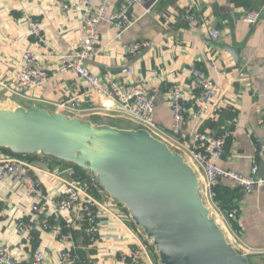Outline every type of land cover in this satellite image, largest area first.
<instances>
[{"label": "crops", "instance_id": "1", "mask_svg": "<svg viewBox=\"0 0 264 264\" xmlns=\"http://www.w3.org/2000/svg\"><path fill=\"white\" fill-rule=\"evenodd\" d=\"M55 1L0 0V82L4 81L0 102L60 111L56 104L86 91V84L76 74L54 73L59 65L55 54L70 53L83 35L81 12L62 14L54 9ZM123 1L113 2L109 12L119 11ZM189 1L142 0L129 8L133 22L127 28L104 22L100 28L101 50L91 67L99 75L133 83L153 96L156 123L164 139L170 138L174 121L167 88L177 84L191 93L192 71L203 70L221 91L199 121L186 118V141L193 144L195 130L219 135L229 129L232 137L220 165L250 175L253 161H259L260 168L264 161V18L248 24L242 17L250 10L261 13L264 0H196L202 19L195 29L181 20L182 9ZM99 2L92 0L94 6ZM25 12L41 21L53 48V52L47 46L40 49L52 71L50 79L27 95L18 90L11 74L22 50L33 47L23 19ZM212 28L220 30L218 39L206 36ZM136 40L150 41L151 45L141 56L125 55L124 45ZM127 64L133 71L130 76L126 75ZM92 99H85L82 107L88 109ZM88 117L98 125L133 129L132 122L118 112L100 115L85 111L81 115L82 119ZM5 155L0 148V158ZM30 162L39 169L45 189L54 196L60 194L65 178L60 167L63 163L42 154ZM20 192L21 188L8 182L0 183V207L7 212L0 220V244L11 247L18 264H30L33 252L42 247L47 250L49 263L58 264L59 243L49 232L28 235L17 231L20 220L30 217L27 203H18ZM203 196L234 247L248 256L251 264H264V186L244 191L232 180L222 178L212 191L205 189ZM107 202L103 238L98 244H91L81 230L73 231L75 244L90 264H123L122 254L129 251V236L136 229L124 207L114 200ZM231 209L236 210L234 217L227 214Z\"/></svg>", "mask_w": 264, "mask_h": 264}, {"label": "built area", "instance_id": "2", "mask_svg": "<svg viewBox=\"0 0 264 264\" xmlns=\"http://www.w3.org/2000/svg\"><path fill=\"white\" fill-rule=\"evenodd\" d=\"M115 1L100 0L97 6L93 5L92 0H56L54 3V9L62 14L80 11V25L83 31L82 37L72 46L70 53L55 54L59 65L54 73L76 74L87 86L85 92L56 104L60 112L78 118H81L85 111L100 115L120 113L132 122L133 129H147L185 158L199 176L202 196L205 189L212 191L222 178L232 180L244 191L264 186V176L259 175L260 163L257 160L253 161L250 175L220 165L226 145L232 137L229 129L219 135L195 130L192 133L193 144L187 143L183 131L186 118L199 121L209 112L214 99L221 91L218 85L208 79L203 70L195 68L192 71L191 93L177 84L167 88L174 121L170 138L164 139V134L156 123V103L153 96L148 95L138 85L116 80L109 75H99L92 69L89 61L95 60L101 50V25L108 22L113 26L127 28L133 22L129 18V8L142 2V0H124L119 11L109 12L111 4ZM242 18L246 23L254 24L260 19V13L250 10L245 12ZM23 19L33 38V47L22 50L11 74L14 76L18 90L27 95L44 86L50 79L52 71L42 59L40 49L47 46L53 52V48L40 20L27 12L24 13ZM201 19L196 0H190L184 5L181 20L189 29H195ZM220 35V30L215 28L206 32V36L211 39H218ZM150 45L151 42L146 40L127 43L124 45V54L141 53ZM132 74V69L127 68L126 75ZM2 84L4 81L0 82V85ZM90 97L93 99L88 109H84L82 103ZM85 120H89V117ZM62 174L65 176L64 188L60 194L54 196L45 189L39 169L31 162L16 155H5L0 158V183L8 182L12 186L21 188L22 192L17 195L18 203L26 202L30 211L29 219H21L17 224V231L28 235L49 232L59 243L58 264H90L75 244L73 231L81 230L91 244H98L103 238L101 230L104 225L103 215L109 206L107 201L109 199L113 201L114 198L102 193L104 189L97 177L91 173L80 176L69 169ZM104 196L108 198L104 199ZM124 208L132 219L128 209ZM227 214L229 217H234L236 210H227ZM6 215L5 209L0 207V220ZM211 215L221 226L219 218L214 216L212 211ZM135 227L136 229L129 236L131 247L128 252L122 254L121 260L123 264H149L148 238L141 228ZM18 263L19 260L11 247L8 244H0V264ZM30 264H50L46 248L35 250Z\"/></svg>", "mask_w": 264, "mask_h": 264}, {"label": "water", "instance_id": "3", "mask_svg": "<svg viewBox=\"0 0 264 264\" xmlns=\"http://www.w3.org/2000/svg\"><path fill=\"white\" fill-rule=\"evenodd\" d=\"M0 148L52 156L96 176L153 241L162 264H251L211 215L194 168L145 128L98 125L39 106H0Z\"/></svg>", "mask_w": 264, "mask_h": 264}, {"label": "trees", "instance_id": "4", "mask_svg": "<svg viewBox=\"0 0 264 264\" xmlns=\"http://www.w3.org/2000/svg\"><path fill=\"white\" fill-rule=\"evenodd\" d=\"M1 149H3L6 152L7 155H10V156L16 155V156L21 157V158H23V159H25V160H27L29 162L32 161V159H34L39 154V153H32V154H14L8 148H1ZM57 160H59V162L63 163V166H60L64 170L63 172H65L66 170L71 169V170H74L80 176H86L88 174L87 173V170H85L84 168L79 167L78 165H76L74 163L65 162V161L60 160V159H57ZM85 172H86V174H85Z\"/></svg>", "mask_w": 264, "mask_h": 264}, {"label": "rangeland", "instance_id": "5", "mask_svg": "<svg viewBox=\"0 0 264 264\" xmlns=\"http://www.w3.org/2000/svg\"><path fill=\"white\" fill-rule=\"evenodd\" d=\"M4 99V98H3ZM1 105H3V103L2 102H0V106ZM6 107H10V106H7L6 105ZM12 107H14V106H12ZM127 119V118H126ZM87 173H90L89 171H87ZM85 174H86V172H85ZM102 193L104 194V195H107V196H110L108 193H107V191H102ZM200 194L202 195V193L200 192ZM203 199H204V201H206V199L207 198H204V196H203ZM115 200V199H114ZM205 203H208L207 201L205 202ZM207 205V204H206ZM208 206V205H207ZM211 209V208H210ZM212 214L214 215V212H212ZM228 237V236H227ZM231 242V241H230ZM147 244L149 245L148 246V250H149V256H148V261H149V264H162L161 263V261H160V257H159V255H158V251L156 250V247H155V245H154V243H153V241H151L150 239H148V241H147ZM129 247H131V245H129ZM126 252H128V251H126Z\"/></svg>", "mask_w": 264, "mask_h": 264}, {"label": "bare ground", "instance_id": "6", "mask_svg": "<svg viewBox=\"0 0 264 264\" xmlns=\"http://www.w3.org/2000/svg\"><path fill=\"white\" fill-rule=\"evenodd\" d=\"M10 106V107H12V106H15L14 104H10V103H3V105H1V107H4V106Z\"/></svg>", "mask_w": 264, "mask_h": 264}]
</instances>
